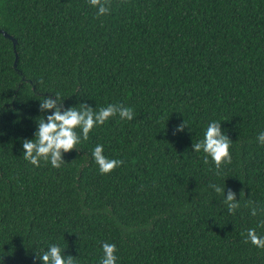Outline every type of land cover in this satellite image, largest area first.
Returning a JSON list of instances; mask_svg holds the SVG:
<instances>
[{"label":"trees","instance_id":"1","mask_svg":"<svg viewBox=\"0 0 264 264\" xmlns=\"http://www.w3.org/2000/svg\"><path fill=\"white\" fill-rule=\"evenodd\" d=\"M102 2L100 16L89 0H0L17 41L0 34V264H43L51 244L100 264L103 243L117 264H264L247 241L264 237V0ZM47 98L133 119L117 113L60 168L37 167L22 144L54 113ZM212 121L231 141L219 167L194 147ZM98 144L123 164L101 174Z\"/></svg>","mask_w":264,"mask_h":264},{"label":"clouds","instance_id":"2","mask_svg":"<svg viewBox=\"0 0 264 264\" xmlns=\"http://www.w3.org/2000/svg\"><path fill=\"white\" fill-rule=\"evenodd\" d=\"M89 3L93 7H98V15L100 16L109 12L110 5L102 2V0H89ZM42 108L44 110L55 109V111L47 116L46 120L41 119L39 121L35 138L24 140L22 144L23 158L37 167L40 166V161L43 160L50 162L54 168H60L64 163V153L76 148L82 140H88L89 133L95 127L103 125L117 113L122 120L127 119L130 121L133 119L132 109L119 105H109L101 108L99 112H94L91 108L84 106L80 108L73 107L61 112L58 107V100L47 98L42 101ZM77 129L80 130V133L77 132ZM177 130L182 131L183 125H180ZM257 141L261 146H264V132L258 134ZM194 147L198 153L202 151L205 154V163H208L209 158L217 167L223 163L231 162L229 151L231 141L222 133L220 123L217 121H212L206 126L202 141L196 143ZM92 156L101 174L111 173L123 164L122 160L107 158L104 155V146L100 144L94 147ZM216 191L220 192L222 189L217 187ZM234 200L235 194L230 193L227 196V201L231 212L239 207L238 203H232ZM251 215L257 216L258 213L253 209ZM260 226H264V221H261ZM247 241L258 248H264V237L258 235L255 229H248ZM116 251L115 244L103 243L100 264H117ZM62 252L63 250L58 244H51L39 259L43 261V264H77L71 257L65 258Z\"/></svg>","mask_w":264,"mask_h":264},{"label":"water","instance_id":"3","mask_svg":"<svg viewBox=\"0 0 264 264\" xmlns=\"http://www.w3.org/2000/svg\"><path fill=\"white\" fill-rule=\"evenodd\" d=\"M0 34L3 35L6 39L10 40L11 42H13L14 44V48L16 49V45H17V41L12 37L10 36L9 34H7L5 31L3 30H0ZM18 61H19V58L17 56L16 58V63H15V68H17L18 66Z\"/></svg>","mask_w":264,"mask_h":264}]
</instances>
